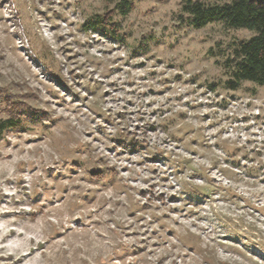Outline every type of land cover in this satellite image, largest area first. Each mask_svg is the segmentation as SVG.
<instances>
[{"label":"rangeland","instance_id":"374dc122","mask_svg":"<svg viewBox=\"0 0 264 264\" xmlns=\"http://www.w3.org/2000/svg\"><path fill=\"white\" fill-rule=\"evenodd\" d=\"M127 1L0 0V94L41 114L0 136V264H264V85L223 67L255 33Z\"/></svg>","mask_w":264,"mask_h":264},{"label":"trees","instance_id":"16d2710c","mask_svg":"<svg viewBox=\"0 0 264 264\" xmlns=\"http://www.w3.org/2000/svg\"><path fill=\"white\" fill-rule=\"evenodd\" d=\"M119 7L122 14H127L131 9L127 0H121ZM112 12L103 14L99 23L114 28L113 24H109ZM182 14L187 26L195 29L213 22H222L228 28L254 32L255 35L233 49L223 61V67L229 74L225 86L229 90H236L241 82L264 85V0H235L216 5L187 1L182 7ZM84 27L90 29L89 24ZM24 109L34 115H41L24 101L0 94V114L6 116L0 120V136L4 131L22 125ZM89 175L95 179L104 178L103 172H90Z\"/></svg>","mask_w":264,"mask_h":264}]
</instances>
